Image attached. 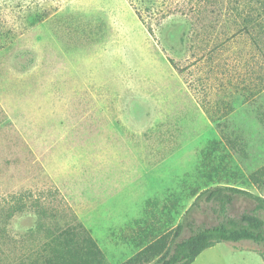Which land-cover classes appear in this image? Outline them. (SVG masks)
I'll use <instances>...</instances> for the list:
<instances>
[{"label":"rangeland","instance_id":"1","mask_svg":"<svg viewBox=\"0 0 264 264\" xmlns=\"http://www.w3.org/2000/svg\"><path fill=\"white\" fill-rule=\"evenodd\" d=\"M228 5L0 0V264H31L69 228L125 264L191 206L210 150L246 178L264 169V58ZM193 264H264V245L222 242Z\"/></svg>","mask_w":264,"mask_h":264},{"label":"trees","instance_id":"2","mask_svg":"<svg viewBox=\"0 0 264 264\" xmlns=\"http://www.w3.org/2000/svg\"><path fill=\"white\" fill-rule=\"evenodd\" d=\"M228 8L237 34L247 36L253 49L264 58V0H229ZM254 73L252 71L250 76ZM259 76V81L264 84V75ZM262 90L258 84L250 92ZM207 106L202 103V108L209 113ZM214 122L220 125L219 120ZM226 140L224 142L235 149L236 142ZM212 156L211 150L203 156L196 177L198 185L190 188L194 199L191 206L179 213L178 221L165 227L150 245L125 264H193L204 251L222 242L252 241L264 245V219L259 215L264 212V197L236 185L250 184L264 189V169L246 178L233 167L225 169L222 164H216ZM224 179L229 182L224 183ZM239 199L250 200L253 206L238 215H231ZM16 208L20 209V206ZM39 213L40 221L47 217L45 209L41 208ZM167 215L172 212L168 210ZM199 215L214 218L200 220ZM10 217L8 214L7 219ZM48 239L44 254L40 253L31 264H105L104 255L86 230L49 231Z\"/></svg>","mask_w":264,"mask_h":264}]
</instances>
